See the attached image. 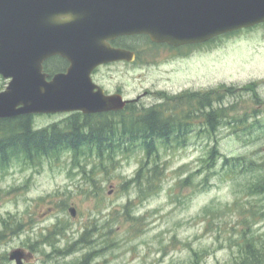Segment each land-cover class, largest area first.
I'll return each instance as SVG.
<instances>
[{
  "label": "rangeland",
  "instance_id": "obj_1",
  "mask_svg": "<svg viewBox=\"0 0 264 264\" xmlns=\"http://www.w3.org/2000/svg\"><path fill=\"white\" fill-rule=\"evenodd\" d=\"M158 53L143 37L140 67H105L98 80L108 90L122 88L127 99L141 96L135 102L139 108L189 90L255 82L254 92L240 89L226 97L225 105L235 108L230 116L245 115L247 124H256L249 128L264 126L263 24L222 36L184 60L162 59ZM67 115L39 114L34 122L42 128ZM231 121L215 135L194 131L185 146L164 147L158 141L161 182L150 193L132 181L146 162L138 146L114 154L112 161L104 158V164L94 155L76 164L67 154L59 161L31 165L13 159L0 166V264H16L9 258L16 249L25 252L24 264L77 261L88 253H93L90 264H246L250 242L255 248L264 242V218L257 223L245 214L250 206L264 213V194L248 197L247 189L264 172V127L235 132ZM214 144L225 156L254 162V172H227L224 157L216 168L208 166ZM70 206L77 208L76 217ZM207 207L214 213L206 217ZM58 225L64 231L52 233ZM86 231L89 241L77 244L72 255H53L54 245L64 248Z\"/></svg>",
  "mask_w": 264,
  "mask_h": 264
},
{
  "label": "water",
  "instance_id": "obj_2",
  "mask_svg": "<svg viewBox=\"0 0 264 264\" xmlns=\"http://www.w3.org/2000/svg\"><path fill=\"white\" fill-rule=\"evenodd\" d=\"M72 11L77 19L58 28L53 17ZM264 23V0H0V74L12 78L0 92V118L24 114L121 111L137 99L105 94L94 69L131 53L109 47L121 34H147L180 46ZM61 54L66 73L47 80L44 60ZM77 216L75 206L69 208ZM20 249L10 254L24 264Z\"/></svg>",
  "mask_w": 264,
  "mask_h": 264
},
{
  "label": "trees",
  "instance_id": "obj_3",
  "mask_svg": "<svg viewBox=\"0 0 264 264\" xmlns=\"http://www.w3.org/2000/svg\"><path fill=\"white\" fill-rule=\"evenodd\" d=\"M256 85L252 82L239 88L223 84L212 90L185 91L148 108H139L137 104L130 103L120 112L98 114L73 112L62 121L42 128L35 125L33 115L1 118L0 166L7 165L13 159H23L31 165L40 164L43 159L59 161L67 154H71L76 164L78 158L93 155L100 158V162L104 164V158L112 161L114 154L127 153L138 146L145 153L146 162H143L132 181L137 183L142 192H155L154 190L160 187L156 181L161 182L158 178L161 175L159 168L162 167L158 141H161L164 147L174 142L185 146L194 131L215 135L223 124H231V119L235 123L233 128L235 132L240 130L247 132L264 127L249 128L255 127L256 124H247L245 115L230 116V112L235 108L225 105V99L229 94H234L240 89L254 92ZM241 125H244V128H238ZM221 157H224L223 168L227 172H234L237 168H239L237 172L242 169H248V173L254 172V162L249 163L241 156H225L216 144L207 155L208 166L216 168ZM186 182L191 184L192 180L187 179ZM247 189L248 197L263 195L264 172L249 182ZM238 204L239 202L235 204L237 208L240 207ZM250 204L251 202L248 203L249 206ZM211 213H214V208L207 207L205 216ZM246 213L251 214L257 223L264 218V213L254 211L252 206ZM64 229V226L58 225L56 231L52 233L63 232ZM3 233L4 231L0 235ZM88 234L89 231H86L79 240L67 244L64 248L58 249L54 245L53 255L59 253L60 257L66 259L75 252L77 244L89 241ZM251 242L247 247V253L245 251L247 257L243 262L262 263L264 242L262 248H255ZM91 255L93 253H88L77 261L63 260L53 264H90Z\"/></svg>",
  "mask_w": 264,
  "mask_h": 264
},
{
  "label": "flooded vegetation",
  "instance_id": "obj_4",
  "mask_svg": "<svg viewBox=\"0 0 264 264\" xmlns=\"http://www.w3.org/2000/svg\"><path fill=\"white\" fill-rule=\"evenodd\" d=\"M63 24L65 23H57L58 28H60V26H62ZM143 37L148 40L151 49L159 51L161 55L160 58L162 59L167 58V59L184 60L187 59L189 56L196 54L197 51L202 50L206 45V43H192V44L175 46L169 43H157L152 41L149 36L143 35L141 33L121 34L115 36L114 38H109L106 41L109 47H112L114 49L129 51L132 54L131 55L132 60H128L126 58H123L121 60H112L103 63L94 69V71L91 74L92 79L96 84L100 85L104 89L105 94L107 95L122 94L124 96V90L120 87H116L111 90L105 88V86L98 80V76L100 74L101 69L105 67H112L115 65H128V66L132 65V66L140 67L141 59H142L141 42ZM70 64H71L70 61L61 54H57V53L52 54L44 60L43 72L47 75V80H52L55 75L59 73H66L68 71ZM11 80L12 78L6 79L2 74H0V91L6 89V87L8 86Z\"/></svg>",
  "mask_w": 264,
  "mask_h": 264
},
{
  "label": "clouds",
  "instance_id": "obj_5",
  "mask_svg": "<svg viewBox=\"0 0 264 264\" xmlns=\"http://www.w3.org/2000/svg\"><path fill=\"white\" fill-rule=\"evenodd\" d=\"M75 19H77V14L72 11L58 13L53 17L55 23H70Z\"/></svg>",
  "mask_w": 264,
  "mask_h": 264
}]
</instances>
